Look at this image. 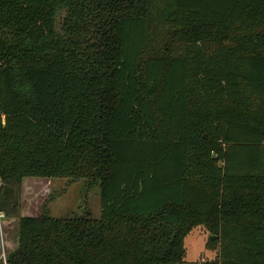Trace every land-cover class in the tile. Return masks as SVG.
Returning <instances> with one entry per match:
<instances>
[{
  "label": "trees",
  "instance_id": "trees-1",
  "mask_svg": "<svg viewBox=\"0 0 264 264\" xmlns=\"http://www.w3.org/2000/svg\"><path fill=\"white\" fill-rule=\"evenodd\" d=\"M263 139L264 0H0V213L24 178L100 183L5 264H182L198 226L203 264H264Z\"/></svg>",
  "mask_w": 264,
  "mask_h": 264
},
{
  "label": "rangeland",
  "instance_id": "rangeland-1",
  "mask_svg": "<svg viewBox=\"0 0 264 264\" xmlns=\"http://www.w3.org/2000/svg\"><path fill=\"white\" fill-rule=\"evenodd\" d=\"M153 32L155 39L161 36L160 28L154 29ZM143 99L154 103V99L149 100L146 96H143ZM8 188L10 192L7 208L12 215L7 217L0 213V262L3 264L7 255L17 247L20 217L47 214L52 218H66L79 217L85 212L94 218L100 215L99 181L80 176L24 178L20 185L10 183ZM210 237V233L202 226L195 227L186 234L183 239L186 256L182 264H203L213 260L215 252L212 250L215 244Z\"/></svg>",
  "mask_w": 264,
  "mask_h": 264
},
{
  "label": "built area",
  "instance_id": "built-area-1",
  "mask_svg": "<svg viewBox=\"0 0 264 264\" xmlns=\"http://www.w3.org/2000/svg\"><path fill=\"white\" fill-rule=\"evenodd\" d=\"M262 147H263V149H264V139H263V141H262ZM0 217H2V215H0Z\"/></svg>",
  "mask_w": 264,
  "mask_h": 264
},
{
  "label": "water",
  "instance_id": "water-1",
  "mask_svg": "<svg viewBox=\"0 0 264 264\" xmlns=\"http://www.w3.org/2000/svg\"><path fill=\"white\" fill-rule=\"evenodd\" d=\"M211 239L213 240V239H215V237H211Z\"/></svg>",
  "mask_w": 264,
  "mask_h": 264
}]
</instances>
